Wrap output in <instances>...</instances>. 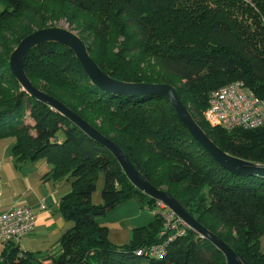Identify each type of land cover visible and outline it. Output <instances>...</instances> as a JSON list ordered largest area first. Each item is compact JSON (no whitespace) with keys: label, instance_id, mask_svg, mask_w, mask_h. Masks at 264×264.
Returning a JSON list of instances; mask_svg holds the SVG:
<instances>
[{"label":"trees","instance_id":"1","mask_svg":"<svg viewBox=\"0 0 264 264\" xmlns=\"http://www.w3.org/2000/svg\"><path fill=\"white\" fill-rule=\"evenodd\" d=\"M251 1L244 6L241 0H0V138H14L17 164L45 159L54 181L71 182L60 210L74 223L60 238L57 255L7 244L0 264H143V258L146 264H228L213 243L193 230L172 241L162 258L138 256V249L162 240L163 222L157 217L136 228L130 244L113 243L108 227L97 218L145 194L110 151L24 90L11 73L10 57L21 40L47 28L48 21L66 19L110 77L173 85L217 146L264 164V126L227 131L204 119L210 92L225 84L242 80L264 98V0ZM25 18L35 20L37 29L19 26ZM25 73L34 86L116 142L154 186L186 184L183 192L166 191L239 256L264 264V177L222 168L192 137L167 98L105 91L92 82L70 48L55 42L27 53ZM151 155H158L167 169L148 165ZM101 172L103 203L97 205L93 195ZM154 202L149 197L147 208ZM205 216L235 229L234 243L204 223Z\"/></svg>","mask_w":264,"mask_h":264},{"label":"water","instance_id":"2","mask_svg":"<svg viewBox=\"0 0 264 264\" xmlns=\"http://www.w3.org/2000/svg\"><path fill=\"white\" fill-rule=\"evenodd\" d=\"M45 42H55L70 48L84 67L92 82L99 88L123 95H158L167 98L176 116L188 129L192 137L219 163L225 170L236 175L264 177V164L248 161L222 150L217 146L202 127L196 122L188 108L182 102L176 87L170 84L128 83L119 82L106 74L91 57L84 41L74 32L60 27L37 29L26 36L15 48L10 57L11 73L20 82L24 90L33 97L48 104L53 109L77 124L90 137L110 151L117 159L133 186L143 194L162 201L183 219L200 237L213 243L222 252L228 264H250L239 256L234 249L220 236L199 222L187 209V206L165 190L154 186L130 161L121 147L113 140L105 137L96 128L72 111L58 99L48 95L33 85L25 73L27 53Z\"/></svg>","mask_w":264,"mask_h":264},{"label":"crops","instance_id":"3","mask_svg":"<svg viewBox=\"0 0 264 264\" xmlns=\"http://www.w3.org/2000/svg\"><path fill=\"white\" fill-rule=\"evenodd\" d=\"M14 144V138H0V214L18 206L30 207L36 226L32 234L22 238L20 250L57 255L60 238L74 225L60 210V201L71 191V182L54 181L45 159L17 164L12 152ZM263 239L264 236L261 244ZM4 247L0 244V254Z\"/></svg>","mask_w":264,"mask_h":264},{"label":"built area","instance_id":"4","mask_svg":"<svg viewBox=\"0 0 264 264\" xmlns=\"http://www.w3.org/2000/svg\"><path fill=\"white\" fill-rule=\"evenodd\" d=\"M204 118L211 127H221L227 131L263 127L264 98L257 96L244 81H234L210 92ZM148 209H151V213L163 222V229L160 232L162 240L138 249L136 254L162 258L172 241L185 236L192 229L162 201L155 200ZM35 226V216L28 206H18L1 213L0 244L19 246L23 237L33 233Z\"/></svg>","mask_w":264,"mask_h":264},{"label":"rangeland","instance_id":"5","mask_svg":"<svg viewBox=\"0 0 264 264\" xmlns=\"http://www.w3.org/2000/svg\"><path fill=\"white\" fill-rule=\"evenodd\" d=\"M244 3V6H251L252 1L251 0H241ZM240 17V13H239ZM244 20H249L247 17H244ZM36 21L28 18L23 19L19 26H23L25 24H30L33 26L34 29H37V26L35 25ZM48 27H60L67 29L69 31L74 32L78 36L81 35L80 31L77 30L75 27L71 26L70 23L66 19L61 20H55V21H48L47 22ZM80 37V36H79ZM205 119V118H204ZM29 121V119H28ZM206 121V120H205ZM148 165L153 166L154 168H159L163 166L165 169H167V164L159 160L158 155H151V158L149 159ZM104 173L101 172L99 175V179L97 182V190L93 195V202L97 205L103 203L102 197H101V191L104 187ZM186 184H180L175 185L173 187H170L167 184L162 185L160 189L167 190L172 189L175 192H183L186 189ZM188 189L184 193H189ZM207 190V188H205ZM149 199V196H140L135 195L131 198H128L124 200L120 205H118L116 208L108 211L105 215L100 216L97 218V221L107 226L109 229V237L110 240L117 244V245H128L130 244L134 231L136 228L148 226L150 223L155 221V216L151 213V209L149 210L147 208V200ZM202 221L206 223L209 227L214 229L216 233L222 234L224 237L228 239L231 243H234V236L236 235V230L227 228L220 222H218L216 219L212 218L211 216H205L202 218ZM195 232V231H194ZM261 249L264 250V239L262 240ZM142 263L146 264L147 259L143 258Z\"/></svg>","mask_w":264,"mask_h":264}]
</instances>
